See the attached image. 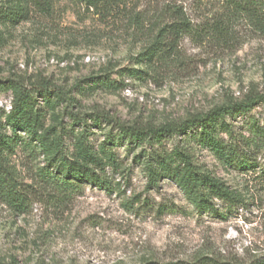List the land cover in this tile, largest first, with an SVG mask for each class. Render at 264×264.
<instances>
[{
    "label": "rangeland",
    "instance_id": "obj_1",
    "mask_svg": "<svg viewBox=\"0 0 264 264\" xmlns=\"http://www.w3.org/2000/svg\"><path fill=\"white\" fill-rule=\"evenodd\" d=\"M176 7L195 30L161 57L156 37ZM219 10L216 0H119L94 7L53 0L48 10L0 0V112L10 109L12 86L47 84L69 92L75 101L68 112L37 93L34 111L43 131L62 133L67 160L77 158L83 135L97 157L90 168L106 182L61 195L41 182L47 157L20 133L5 164L24 202L0 197V264H264V190L197 140L186 141L194 163L244 202L226 215L220 202V215L198 214L173 182L149 187L144 171L149 154L183 146V136L150 145L125 138L116 127L117 121L178 123L249 93L264 94V29L225 12L224 37L197 35ZM226 121L242 155L264 168V144L253 133L263 126L264 104Z\"/></svg>",
    "mask_w": 264,
    "mask_h": 264
},
{
    "label": "trees",
    "instance_id": "obj_2",
    "mask_svg": "<svg viewBox=\"0 0 264 264\" xmlns=\"http://www.w3.org/2000/svg\"><path fill=\"white\" fill-rule=\"evenodd\" d=\"M28 5L48 10L53 6V0H24ZM83 6H115L119 0H75ZM220 4V10L209 21L203 22L197 35L203 37L225 36V12L230 18L244 17L250 19L257 26L264 29V0H216ZM173 19L171 23L164 25L158 32L156 52L161 57H169L175 51L180 39L194 33L191 20L181 8L171 10ZM168 39L161 43L159 40ZM160 42V43H159ZM162 48V49H161ZM12 100L7 114L0 112V197L8 203L23 205V198L17 192V181L14 173L5 164L6 156L13 153L22 141L19 135L30 136L32 143H36L40 152L45 155L47 165L41 176V182L51 185L61 195H67L79 190L84 184L97 187H105V180L101 178L97 168H90V163L97 161V157L91 151L81 136V143L77 151V158L67 160L64 155L62 133H56L55 129L43 131L42 121L38 111L33 108V96L47 95V102L55 99L57 103L64 105L65 111L74 100L69 92L51 90L47 84L38 88L27 89L22 86H12ZM264 104V94L249 93L243 100L221 104L213 107L208 112L193 115L178 123H169L159 126L146 124L143 126H126L119 121L116 127L125 138L136 142H148L158 144L166 137H182L179 144L169 152L153 151L148 155L144 163V171L148 180V186L156 188L161 180L173 182L184 194L193 209L201 215H220L218 202L225 204V215L232 209H236L244 202L240 193L230 189L223 181L213 175L209 170L201 168L193 161L191 153L186 148V141L197 140L202 146L207 147L226 167L239 171L251 178L256 183L257 189L264 190V168H255L254 165L242 155L239 150L237 137L226 119L238 114L248 113L256 106ZM72 118L73 115L70 114ZM105 119V116H101ZM109 121V120H107ZM9 130L10 134H7ZM63 130V129H62ZM52 133L53 138L48 141ZM259 137V145L264 144V123L262 128H256L253 132ZM220 134L228 138L224 140ZM248 147L249 143L245 142ZM53 152L50 157L49 154ZM255 188V186L253 187ZM205 261V262H204ZM205 264H233L231 262H213L199 259L198 263Z\"/></svg>",
    "mask_w": 264,
    "mask_h": 264
}]
</instances>
